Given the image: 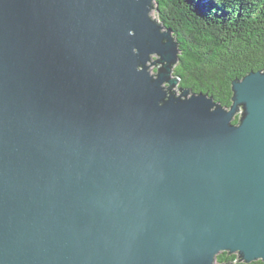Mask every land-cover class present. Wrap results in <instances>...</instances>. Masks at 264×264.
<instances>
[{
    "label": "water",
    "instance_id": "water-1",
    "mask_svg": "<svg viewBox=\"0 0 264 264\" xmlns=\"http://www.w3.org/2000/svg\"><path fill=\"white\" fill-rule=\"evenodd\" d=\"M154 11L0 0V264L264 262V70L181 87Z\"/></svg>",
    "mask_w": 264,
    "mask_h": 264
},
{
    "label": "trees",
    "instance_id": "trees-1",
    "mask_svg": "<svg viewBox=\"0 0 264 264\" xmlns=\"http://www.w3.org/2000/svg\"><path fill=\"white\" fill-rule=\"evenodd\" d=\"M177 37L180 86L232 105V82L264 70V0H155ZM237 117L233 124H238ZM218 264H246L222 252ZM250 264H264L259 260Z\"/></svg>",
    "mask_w": 264,
    "mask_h": 264
},
{
    "label": "rangeland",
    "instance_id": "rangeland-1",
    "mask_svg": "<svg viewBox=\"0 0 264 264\" xmlns=\"http://www.w3.org/2000/svg\"><path fill=\"white\" fill-rule=\"evenodd\" d=\"M152 17L155 18V19H158V14H157L156 11H154V12L152 13ZM154 59H156V57H155ZM155 71H156V70H155V67H153V68H152V73L154 74Z\"/></svg>",
    "mask_w": 264,
    "mask_h": 264
}]
</instances>
